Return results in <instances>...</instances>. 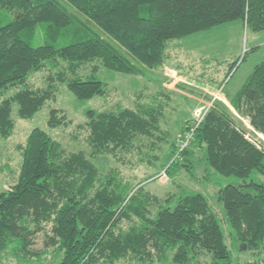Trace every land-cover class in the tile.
<instances>
[{
  "label": "trees",
  "instance_id": "obj_1",
  "mask_svg": "<svg viewBox=\"0 0 264 264\" xmlns=\"http://www.w3.org/2000/svg\"><path fill=\"white\" fill-rule=\"evenodd\" d=\"M0 8L13 10L0 25V93L21 85L0 99V136L13 129V104L19 117H30L54 98L57 83L77 98L104 95L106 83L95 77V63L88 75L76 74L84 64L97 60L107 69L143 73L164 61L172 37L235 19L251 30L264 29V0H0ZM39 24L46 37L64 43L33 44ZM60 60L66 64L49 73L43 86L26 83L31 71ZM136 101L85 110L77 126L86 132L88 153L67 149L40 127L30 129L18 145L16 178L0 191V264L8 256L31 262L48 250L56 264H200L203 256L214 264H264V181L257 175H264V148L244 136L241 123L220 100L196 126H184L192 130L191 140L181 150L172 141V159L163 166L168 174L172 164L189 170L188 156L199 150L207 168L239 179L219 186L216 196L228 233L252 258L232 260L204 193L189 189L170 205L171 195L151 193L114 166L99 171L91 156L110 154L123 162L142 144L153 148L165 139L158 132L163 103ZM228 102L264 134V60L254 64ZM46 122L53 127L69 119L62 109L50 107ZM144 138L150 140L142 143ZM177 155L187 162H177ZM38 233L43 234L41 249L34 248Z\"/></svg>",
  "mask_w": 264,
  "mask_h": 264
},
{
  "label": "rangeland",
  "instance_id": "obj_2",
  "mask_svg": "<svg viewBox=\"0 0 264 264\" xmlns=\"http://www.w3.org/2000/svg\"><path fill=\"white\" fill-rule=\"evenodd\" d=\"M67 6L73 9L71 5ZM12 17L13 10L0 8V25L8 22ZM261 38H264V31L258 32L246 28L239 19L226 21L181 37L168 39L167 56L164 61L157 67H146L143 73H122L107 69L97 60L82 65L76 72L81 76L90 73L93 63L97 65L94 74L96 78L106 83L104 95L77 98L64 83H57L54 98L46 100L30 117H19L16 113V105L13 104L11 111L14 120L13 129L8 136H0V191L8 188L16 178L21 159L18 145L25 142L31 128L37 126L46 130L67 149H81L88 153L86 132L77 126L85 120L86 109H105L118 104L133 106L137 99L149 101L156 98L164 105L158 132L164 135L165 139L156 141L153 148L142 144L139 150L126 154L123 162L115 160L110 154L91 156L92 160L101 173H104L108 167L114 166L118 168L124 179H129L133 183L140 182L151 193L161 197L171 195L170 205L174 203L177 195L189 189L204 193L225 232L232 260L244 262L252 258V253L246 250V246L241 249V243L228 233L230 227L225 218V211L216 196L219 186L239 179L233 175L216 174L212 169L207 168L199 150H195L194 155L188 156V161L189 158L192 160L189 170L184 165L172 164L174 171L168 174L163 164L172 159L171 149L174 147L171 148V142L179 145L186 132L184 126L194 122L196 111L200 109L203 116L216 100L223 102L235 116L234 119L239 120L246 134L264 148V134L250 123L247 115L233 109L228 102L229 95L241 85L253 64L264 59V44L256 51L250 50L249 47L252 41ZM44 42L60 45L64 40L60 38L51 40L46 37L42 25L39 24L32 43ZM63 64H66L63 60L46 62L41 69L29 73L26 83L32 87L43 86L47 75L61 68ZM20 86L10 87L1 92L0 99ZM50 107L62 109L69 123L48 126L46 120ZM149 140L144 138L142 143ZM147 157H151V161H148ZM180 159L181 157L177 155L176 161ZM181 161L187 162L184 159ZM257 175L264 181V175ZM151 210L154 212L155 206ZM42 241L43 234L38 233L34 248L41 249ZM57 260L53 252L48 250L31 262H21L13 256H8L1 264H56ZM122 263V261L118 262V264ZM199 263L214 264L209 256H203Z\"/></svg>",
  "mask_w": 264,
  "mask_h": 264
},
{
  "label": "built area",
  "instance_id": "obj_3",
  "mask_svg": "<svg viewBox=\"0 0 264 264\" xmlns=\"http://www.w3.org/2000/svg\"><path fill=\"white\" fill-rule=\"evenodd\" d=\"M201 118H202V115L200 113V109H198L196 111V117H195V120L193 122V125L196 126L197 123L200 121ZM243 131H244V136L248 140H250L251 142H253L258 147H261L257 141H254L252 138L249 137L248 134H246L244 128H243ZM191 138H192V130L186 131L185 134H184V136H183V138H181L179 145L177 146L178 147V150H181L182 148H184L189 143V141L191 140Z\"/></svg>",
  "mask_w": 264,
  "mask_h": 264
},
{
  "label": "crops",
  "instance_id": "obj_4",
  "mask_svg": "<svg viewBox=\"0 0 264 264\" xmlns=\"http://www.w3.org/2000/svg\"><path fill=\"white\" fill-rule=\"evenodd\" d=\"M260 31H264V29L259 30L258 32H260ZM257 40H260V42H258ZM262 44H264V38L256 39V40H254V41L251 42V45L249 46V47H250V50H252V51H256V50H258L259 47H260ZM263 60H264V59H263ZM254 64H255V63H254ZM254 64H253V66H254Z\"/></svg>",
  "mask_w": 264,
  "mask_h": 264
},
{
  "label": "water",
  "instance_id": "obj_5",
  "mask_svg": "<svg viewBox=\"0 0 264 264\" xmlns=\"http://www.w3.org/2000/svg\"><path fill=\"white\" fill-rule=\"evenodd\" d=\"M244 247H245V244L242 243L241 244V249H244Z\"/></svg>",
  "mask_w": 264,
  "mask_h": 264
}]
</instances>
